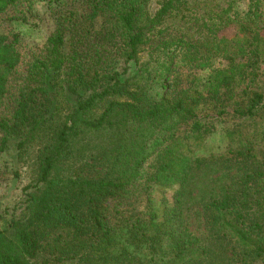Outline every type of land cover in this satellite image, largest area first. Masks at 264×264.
Masks as SVG:
<instances>
[{
    "label": "trees",
    "instance_id": "16d2710c",
    "mask_svg": "<svg viewBox=\"0 0 264 264\" xmlns=\"http://www.w3.org/2000/svg\"><path fill=\"white\" fill-rule=\"evenodd\" d=\"M18 1L0 0V16ZM48 2L54 30L23 70L15 41L0 33V108L11 80H22L12 113L0 117V152L13 140L39 167L0 224V264H201L207 249L183 224L188 199L210 211L249 264L264 263V239L238 228L264 222V156L249 137L219 155L189 156L176 131L199 135L202 119L232 105L247 118L264 110V0ZM144 55L161 61L149 68ZM185 69L187 84L176 87ZM148 79L170 98H152ZM105 130L116 144L106 173L81 176L74 141ZM153 148L149 180L178 185L172 205L160 216L149 200L141 217L114 210L134 196Z\"/></svg>",
    "mask_w": 264,
    "mask_h": 264
},
{
    "label": "rangeland",
    "instance_id": "374dc122",
    "mask_svg": "<svg viewBox=\"0 0 264 264\" xmlns=\"http://www.w3.org/2000/svg\"><path fill=\"white\" fill-rule=\"evenodd\" d=\"M151 7L156 6L157 0H150ZM55 8V3L49 4L48 0H19L14 6L10 7L0 16V33L8 38L9 42L15 41L16 47L22 54L21 70L37 55L44 47L47 38L54 30V16L52 14ZM157 56H152L149 60L148 56H143L142 60L149 61V68H156L161 58L154 61ZM130 64V63H128ZM264 71V63L262 64ZM190 71L182 70L177 76L178 86L185 87L188 81ZM22 80H11L10 91L4 99L3 105L0 108L1 116H10L14 106V94L21 85ZM148 94L154 99H160L163 96L170 98L169 91L162 89L157 81L147 80ZM85 93L84 98L88 96ZM225 114L217 116L215 113H210L202 122L206 126V130L197 135L191 133L190 127L186 125L176 127V131L181 135L180 148L189 156H209L219 155L224 153L228 147L234 148L244 137H249L254 141L253 152L259 158L264 156V110H258L255 117L247 118L238 116L233 113L232 107L225 109ZM176 133V134H177ZM112 132L105 130L102 133H92L82 138H76L74 148L78 157V173L81 176L94 175L99 171L101 175L106 173L107 165L110 163V156L115 153L111 151L114 145L112 144ZM166 144V143H165ZM164 144V146H165ZM162 148V147H161ZM160 148V149H161ZM158 148H153L147 155V159L143 162L145 170L143 175L132 182L134 187V196L122 200L120 206H116L114 210L133 213L138 217L142 216L143 209L149 203L153 205V209L161 215L163 210L170 207L173 203V195L177 190L178 185L173 182H162L153 184L149 180L151 172V164L155 152ZM98 152L102 155L98 157ZM74 162V160H73ZM233 163V162H232ZM89 165H93L90 166ZM95 166V167H94ZM220 169L223 168L219 167ZM38 162L35 154L30 152L19 154L15 148V141L11 140L3 152H0V224L5 225L10 219L11 214H14V207L21 204L25 197V187L34 184L38 176ZM235 170L231 173L233 174ZM224 170H220L219 174H223ZM221 175H213L210 178L211 184L220 191L221 180L217 179ZM224 185H228L224 181ZM221 187V186H220ZM204 187L200 192V197L204 196ZM200 198H197L199 201ZM147 201V202H146ZM264 212V205L261 209ZM115 212H112L114 216ZM184 227L195 237L201 239V244L207 249V254L204 256L201 264H249L251 259H246L244 252L233 241L234 239H226L222 237L221 228L212 221L210 211L203 210L202 207H197L192 200L187 201L183 211ZM227 219L233 218L232 214L226 215ZM245 225L252 222L245 216ZM260 228L254 229V226L245 228L243 225H238V228H243L244 231L249 229L252 231V237L256 241L264 239V222L259 221ZM253 230H255L253 232ZM68 262V261H67ZM251 264H264L260 260H255Z\"/></svg>",
    "mask_w": 264,
    "mask_h": 264
}]
</instances>
